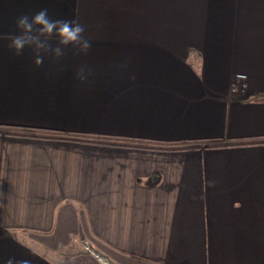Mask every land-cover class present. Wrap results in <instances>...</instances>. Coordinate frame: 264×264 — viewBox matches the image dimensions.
Wrapping results in <instances>:
<instances>
[{
  "label": "crops",
  "instance_id": "obj_1",
  "mask_svg": "<svg viewBox=\"0 0 264 264\" xmlns=\"http://www.w3.org/2000/svg\"><path fill=\"white\" fill-rule=\"evenodd\" d=\"M263 91L264 0H0V264H264Z\"/></svg>",
  "mask_w": 264,
  "mask_h": 264
},
{
  "label": "clouds",
  "instance_id": "obj_2",
  "mask_svg": "<svg viewBox=\"0 0 264 264\" xmlns=\"http://www.w3.org/2000/svg\"><path fill=\"white\" fill-rule=\"evenodd\" d=\"M16 27L18 32L12 37L9 47L17 56L21 55L25 48H30L37 66L43 63L45 55H51L54 59L64 57L69 45L81 53H87L91 48V42L84 36V25L66 19L53 20L49 17L47 9H42L31 17H18ZM54 36L59 37L55 46L51 43ZM115 67L126 69L127 61L117 63ZM92 74L87 65H81L77 70V78L82 83H90L89 77ZM8 264H13V261L9 260ZM17 264H31V261L23 259Z\"/></svg>",
  "mask_w": 264,
  "mask_h": 264
},
{
  "label": "rangeland",
  "instance_id": "obj_3",
  "mask_svg": "<svg viewBox=\"0 0 264 264\" xmlns=\"http://www.w3.org/2000/svg\"><path fill=\"white\" fill-rule=\"evenodd\" d=\"M240 79H244V76H243V78H240ZM191 144H194V143H191ZM81 246H83V248L84 249H86L87 248V246L82 242L81 243ZM78 248V247H77ZM77 248H75V249H77ZM94 249V248H93ZM83 250V249H82ZM38 251L42 254L43 253V256L44 257H46V258H49V259H54L55 258V256L54 255H52L51 253H49V252H47L46 250H44L43 248H38ZM92 252H94L96 255H98L99 253H98V251H97V249H95V250H92ZM92 255V254H91ZM108 263H110V262H108Z\"/></svg>",
  "mask_w": 264,
  "mask_h": 264
},
{
  "label": "trees",
  "instance_id": "obj_4",
  "mask_svg": "<svg viewBox=\"0 0 264 264\" xmlns=\"http://www.w3.org/2000/svg\"><path fill=\"white\" fill-rule=\"evenodd\" d=\"M251 99L254 100V101H264V91L255 94ZM72 140H79V141H84V142L96 143V141H88V140L86 141V140H80L78 138H75V139H72Z\"/></svg>",
  "mask_w": 264,
  "mask_h": 264
},
{
  "label": "built area",
  "instance_id": "obj_5",
  "mask_svg": "<svg viewBox=\"0 0 264 264\" xmlns=\"http://www.w3.org/2000/svg\"><path fill=\"white\" fill-rule=\"evenodd\" d=\"M239 78H243V75H239Z\"/></svg>",
  "mask_w": 264,
  "mask_h": 264
},
{
  "label": "water",
  "instance_id": "obj_6",
  "mask_svg": "<svg viewBox=\"0 0 264 264\" xmlns=\"http://www.w3.org/2000/svg\"><path fill=\"white\" fill-rule=\"evenodd\" d=\"M86 251H87L86 249L83 250V252H86ZM110 264H111V263H110ZM112 264H113V263H112Z\"/></svg>",
  "mask_w": 264,
  "mask_h": 264
}]
</instances>
